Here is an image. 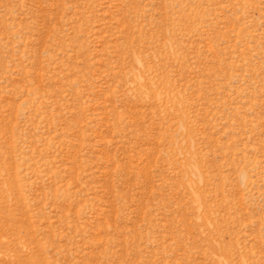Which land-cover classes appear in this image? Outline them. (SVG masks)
<instances>
[{
	"label": "rangeland",
	"instance_id": "obj_1",
	"mask_svg": "<svg viewBox=\"0 0 264 264\" xmlns=\"http://www.w3.org/2000/svg\"><path fill=\"white\" fill-rule=\"evenodd\" d=\"M0 264H264V0H0Z\"/></svg>",
	"mask_w": 264,
	"mask_h": 264
}]
</instances>
